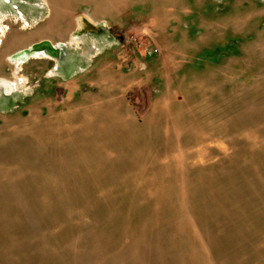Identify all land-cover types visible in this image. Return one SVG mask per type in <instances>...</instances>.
Listing matches in <instances>:
<instances>
[{
	"label": "rangeland",
	"instance_id": "1",
	"mask_svg": "<svg viewBox=\"0 0 264 264\" xmlns=\"http://www.w3.org/2000/svg\"><path fill=\"white\" fill-rule=\"evenodd\" d=\"M133 1L0 0V264H264V0Z\"/></svg>",
	"mask_w": 264,
	"mask_h": 264
},
{
	"label": "crops",
	"instance_id": "2",
	"mask_svg": "<svg viewBox=\"0 0 264 264\" xmlns=\"http://www.w3.org/2000/svg\"><path fill=\"white\" fill-rule=\"evenodd\" d=\"M132 3H133V7H132ZM132 3H129L130 5H131V7L133 8V10H134V12H136V8H135V6H136V1L134 0ZM94 16V15H93ZM94 17H96V18H100V19H102V20H104L105 22H107L108 24H111L112 26H116V25H120L119 23H111V22H108L105 18H103V17H101V16H94ZM89 18V17H88ZM90 20H91V18H89ZM99 19V20H100ZM88 50H90V49H88ZM77 57V56H76ZM80 57V56H79ZM79 57H77V58H79ZM81 60H82V58H81ZM83 61V60H82ZM95 64V63H94ZM124 64V63H123ZM123 64H119V65H121V67H122V65ZM84 65H87V67H90L91 66V64H87V62L85 61L84 62ZM84 65H81L80 66V68H82V66H84ZM86 72H90L91 74H92V76L94 77H98V75L97 74H99L100 72H99V68H97L96 67V64L93 66V67H91V68H88L87 70H85ZM113 68H110V71H108V76H109V78H108V81H107V85H104V87H102V91L103 90H107V92L108 93H112L113 91H122L123 93H125V91H128V88L130 87L129 85H128V87H126V82L124 83V82H122V81H120L121 80V78L123 77V75H122V73H120V71H118L117 73H113ZM75 72H77V71H75ZM216 75V74H215ZM64 82L63 83H65V82H67V77H65L64 79H62ZM94 82V81H93ZM99 82V81H98ZM93 85H95L96 86V84H94L93 83ZM103 84H101V85H99V88L102 86ZM122 86H124V87H122ZM65 87V86H64ZM99 88H98V90H99ZM127 93V92H126Z\"/></svg>",
	"mask_w": 264,
	"mask_h": 264
},
{
	"label": "water",
	"instance_id": "3",
	"mask_svg": "<svg viewBox=\"0 0 264 264\" xmlns=\"http://www.w3.org/2000/svg\"><path fill=\"white\" fill-rule=\"evenodd\" d=\"M83 21L88 23L90 26L92 25L91 27L95 26V25L91 24V22L87 18H85V16H80V17H77V28L75 31L78 32L79 30H81L82 25H83V23H82ZM63 45H64L63 43H57L56 45H52L51 43H49V41L43 40L41 42L33 44L31 49L33 50V52L44 50L48 54H52V55L54 54L53 56L56 57L57 56V50L60 47H62Z\"/></svg>",
	"mask_w": 264,
	"mask_h": 264
},
{
	"label": "bare ground",
	"instance_id": "4",
	"mask_svg": "<svg viewBox=\"0 0 264 264\" xmlns=\"http://www.w3.org/2000/svg\"><path fill=\"white\" fill-rule=\"evenodd\" d=\"M85 18H87V17H85ZM88 19V18H87ZM89 20V19H88ZM76 34H77V31H75V33H73L72 34V38L74 39L75 38V36H76ZM32 53H34L33 52V50L31 49V48H29V49H24V50H20V51H18V52H16L14 55H13V58H15V60L17 59H24L25 57H29ZM35 54V53H34ZM37 54V53H36ZM11 57V56H10ZM32 57V56H31ZM13 61V60H12ZM11 61V62H12ZM16 62H18V61H16ZM8 85H9V88H8V90L10 89H13V87H12V83H8Z\"/></svg>",
	"mask_w": 264,
	"mask_h": 264
},
{
	"label": "flooded vegetation",
	"instance_id": "5",
	"mask_svg": "<svg viewBox=\"0 0 264 264\" xmlns=\"http://www.w3.org/2000/svg\"><path fill=\"white\" fill-rule=\"evenodd\" d=\"M0 83H2L7 89L9 88V85H8V83H10L9 81L1 80Z\"/></svg>",
	"mask_w": 264,
	"mask_h": 264
},
{
	"label": "built area",
	"instance_id": "6",
	"mask_svg": "<svg viewBox=\"0 0 264 264\" xmlns=\"http://www.w3.org/2000/svg\"><path fill=\"white\" fill-rule=\"evenodd\" d=\"M146 54H147V55H151V52H149V51L147 50V51H146Z\"/></svg>",
	"mask_w": 264,
	"mask_h": 264
}]
</instances>
